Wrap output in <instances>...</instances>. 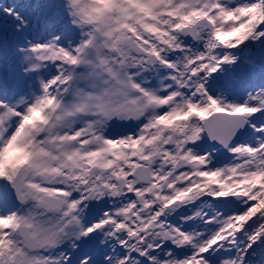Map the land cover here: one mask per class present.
<instances>
[{
	"label": "snow or ice",
	"instance_id": "1",
	"mask_svg": "<svg viewBox=\"0 0 264 264\" xmlns=\"http://www.w3.org/2000/svg\"><path fill=\"white\" fill-rule=\"evenodd\" d=\"M0 264H264V0H0Z\"/></svg>",
	"mask_w": 264,
	"mask_h": 264
}]
</instances>
